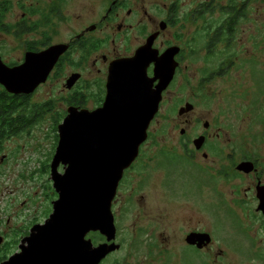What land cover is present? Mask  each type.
Here are the masks:
<instances>
[{"label":"flooded vegetation","instance_id":"af4514ba","mask_svg":"<svg viewBox=\"0 0 264 264\" xmlns=\"http://www.w3.org/2000/svg\"><path fill=\"white\" fill-rule=\"evenodd\" d=\"M260 4L261 0H0V181L28 178L26 170L31 159L27 157L36 153V134L47 122L52 123L51 130L58 132L69 109L92 112L103 107L113 65L134 59L141 48H147L144 55L151 60L147 73L153 79L156 63L169 49L176 48L174 80L163 93L159 112L148 130V140L140 147L138 158L127 170L131 171L129 179L125 180V172L113 202L115 240L109 243L108 238L99 232H91L86 240H90L95 248L104 244L118 246L100 264H238L234 258L244 255L243 250L232 251L223 237L228 228L221 229L212 220V214L223 216L231 210L236 217L233 209L223 205L218 189L215 190L216 195L222 200L218 207L213 208L212 201L208 199L201 200L204 202L201 209L211 216L207 222H195L191 218L185 222H145L151 214L148 215L142 207L138 211V207L131 206L134 204L132 198L143 190H130L129 180L132 175L144 177V169L166 154L160 151L147 155L144 147L152 138V129L162 114L164 103L173 95L172 90L182 69L191 70L195 64H202L206 70L200 81L202 84L211 83L231 68H244L256 63L254 57L247 61L249 63L241 60L245 32H252L253 37L259 32ZM59 45L67 46L68 50L59 58L44 83L32 93L7 90L2 80L11 79L13 71L22 68L30 55L42 54ZM257 46L258 42L254 40L253 50ZM157 85L155 82L154 87ZM188 103L195 109L193 103L187 102L173 111L177 110L181 116L180 110ZM203 127L205 133L197 137L205 138L201 148L196 147L197 139H194V151H189L187 146L185 151L186 156L209 177L212 171V164L207 163L209 154L221 158L222 151L217 142L210 141L213 137L209 132L210 123L205 122ZM181 135H186L185 129L181 130ZM215 137L219 139L220 134ZM198 155H202L205 162L199 161ZM51 162L50 158L42 169L51 172ZM233 162L231 169L218 171L219 177L224 181L233 177L251 179L245 196L251 194L254 197L256 212L264 223V214L259 210L258 190L264 187L259 159L244 157ZM242 163H253L254 172L246 174L239 171ZM126 188L130 190V196L123 201L121 192ZM210 189L206 184L201 194ZM237 191L236 188L235 193ZM15 195L12 193L11 197ZM165 197L160 195L161 199ZM173 197L186 200L206 196L175 194ZM33 199L32 195L18 204L11 198L0 208V264L21 254L33 229L44 225L51 217L53 206L46 208L38 218L34 211L36 208L29 204ZM209 206L211 211L207 210ZM159 217H163L161 213ZM248 240L253 246L250 253L255 254L248 259H252L253 264L264 263V253L254 247V239Z\"/></svg>","mask_w":264,"mask_h":264},{"label":"rangeland","instance_id":"374dc122","mask_svg":"<svg viewBox=\"0 0 264 264\" xmlns=\"http://www.w3.org/2000/svg\"><path fill=\"white\" fill-rule=\"evenodd\" d=\"M259 26V32L254 37L252 32H245L243 60H241L249 63L247 61L254 57L257 64L250 63L248 67L245 65L244 68H231L225 75L211 83L203 82L202 84L200 81L206 71L203 70L202 64H195V68L191 70H181L178 82L172 90L173 95L171 94L164 103L162 114L152 129V138L144 147L147 155L158 154L160 151H165L166 154L159 156L157 163L154 161L150 163L149 168L144 169V177L132 175L129 180L130 190L137 188L143 190L141 194L132 198L134 204L131 206L138 207V211H141L140 207H142L148 215L151 214V218L148 216L145 222H185L190 218L195 222H207L211 216L210 213L201 209L204 203L201 200L212 201L213 208L218 207L223 200V205L233 209L238 219L231 210V212H225L223 216L212 214V220L216 221L221 229L228 228L223 237L232 251L243 250L244 255L234 258L238 264L254 263L252 259H248L251 255L255 256L250 253L249 249L253 246L248 239H254V247H258L264 253V223L262 217L256 212L257 203L254 197L251 194L248 197L245 196L247 188L251 185V179L233 177L232 180L224 181L219 177L218 171L231 169L230 165L234 164L233 161H240L244 157H254L259 159L260 172L264 180V0H261L260 4ZM172 32L173 30L169 34L171 35ZM254 40L258 42L255 50H253ZM187 102L195 105V109L187 116H179L177 110L174 112V109L183 107ZM205 122L210 123L209 132L213 136L210 141L217 142V147L222 151L221 158L208 153L207 163L212 164L209 177H206L205 171L200 166L186 156L187 151H185L187 150L185 146L189 151H194L192 142L205 133L206 130L203 127ZM51 125V122H47L43 130L36 134V153L27 157L31 159L26 170L29 173L28 178L18 180L15 177L0 181V208L9 203L11 198L16 199L19 204V201L27 200L33 195L34 199L29 204L36 208L34 211L39 218L41 212L53 206V202L58 199L53 188L51 172L42 169L43 165L50 162V158L53 161L58 147V132L53 128L51 130ZM182 129L186 130L185 136L181 135ZM216 134H220L219 139L215 137ZM197 158L205 162L202 155H198ZM20 170H23V167L20 166ZM20 170L16 169L18 173L21 172ZM130 172H127L125 180L129 179ZM144 179L146 180L143 181ZM140 183H143V186ZM206 184H209L211 189L201 194ZM236 188L239 191L235 193ZM217 189L221 193L222 200L216 195ZM130 190L126 188L121 192L123 201L129 199ZM12 193L16 195L11 197ZM175 194L206 197L184 200L185 198L173 197ZM160 195L166 197L161 199ZM207 210L211 211V207L209 206ZM159 213L163 216L162 218L159 217ZM218 232L221 234L220 230ZM260 264L264 263L261 261Z\"/></svg>","mask_w":264,"mask_h":264},{"label":"water","instance_id":"95a60500","mask_svg":"<svg viewBox=\"0 0 264 264\" xmlns=\"http://www.w3.org/2000/svg\"><path fill=\"white\" fill-rule=\"evenodd\" d=\"M67 50V46L59 45L30 55L22 68L13 71L11 79L2 80L3 84L13 93H32ZM146 51L141 48L134 59L112 66L102 108L92 112L69 109L58 128L59 143L51 164L58 195L53 213L44 225L33 229L22 253L4 264H100L118 248L113 244L95 248L86 237L99 232L109 243L115 240L112 206L119 185L148 140L163 93L174 80L178 50L169 49L156 63L153 79L148 77L151 60L144 55ZM193 109L188 103L180 115ZM204 141V137L197 139L196 147L200 149ZM238 170L250 174L254 164L242 163ZM258 196L259 210L264 214V187L259 188Z\"/></svg>","mask_w":264,"mask_h":264}]
</instances>
